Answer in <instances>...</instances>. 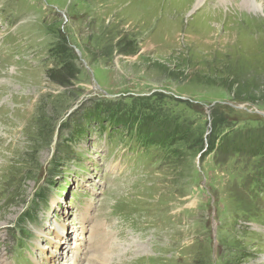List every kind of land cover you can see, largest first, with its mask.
Masks as SVG:
<instances>
[{
    "label": "rangeland",
    "instance_id": "obj_1",
    "mask_svg": "<svg viewBox=\"0 0 264 264\" xmlns=\"http://www.w3.org/2000/svg\"><path fill=\"white\" fill-rule=\"evenodd\" d=\"M248 1L0 0V264H264Z\"/></svg>",
    "mask_w": 264,
    "mask_h": 264
},
{
    "label": "bare ground",
    "instance_id": "obj_2",
    "mask_svg": "<svg viewBox=\"0 0 264 264\" xmlns=\"http://www.w3.org/2000/svg\"><path fill=\"white\" fill-rule=\"evenodd\" d=\"M226 1V0H225ZM241 1V0H240ZM257 1L258 0H252V3L254 4V6H253V8L255 7L256 9L257 8H259L260 7V5H257ZM230 2V1H229ZM244 2L245 3H247V6H249V3H251L250 1H248V0H244ZM223 3V2H222ZM239 5V4H238ZM242 5V4H241ZM245 7V6H244ZM240 8V7H239ZM248 8V7H247ZM244 9V8H243ZM250 9V8H249ZM255 9V10H256ZM260 9H262V8H260ZM258 10V9H257ZM247 12H249V11H247ZM83 217H84V214H83ZM86 218V217H85ZM84 218V219H85ZM83 229H82V233H84L86 230H84V226L82 227ZM66 233V231H64V230H59V231H57V233H56V239H59V237H60V235H59V233ZM82 233L80 234V235H82ZM62 238L60 239V244L59 245H56L57 243L55 242V243H53V253H54V251L56 250V253H55V255H59V253H60V251L62 252V250H64V248L63 247H65L66 249H72V247H78V252L81 250V252L82 251H84V249H82V247H81V245L83 244V240L84 239H86V238H84V237H82V238H80L76 243H71L72 244V247H70L69 246V236L67 235V236H65L64 237V235L63 236H61ZM84 238V239H83ZM72 262H73V264H80L81 263V261H80V258H77L75 255H74V257H73V260H72Z\"/></svg>",
    "mask_w": 264,
    "mask_h": 264
}]
</instances>
